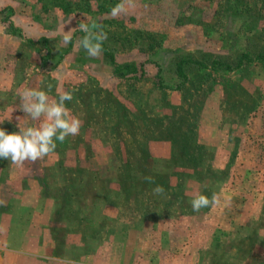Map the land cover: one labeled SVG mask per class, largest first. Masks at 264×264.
Wrapping results in <instances>:
<instances>
[{"label":"rangeland","instance_id":"374dc122","mask_svg":"<svg viewBox=\"0 0 264 264\" xmlns=\"http://www.w3.org/2000/svg\"><path fill=\"white\" fill-rule=\"evenodd\" d=\"M120 2L0 0V129L42 122L29 88L70 92L82 121L54 156L0 158V264H264V0H133L114 18ZM93 22L95 58L78 44Z\"/></svg>","mask_w":264,"mask_h":264},{"label":"clouds","instance_id":"9594fccd","mask_svg":"<svg viewBox=\"0 0 264 264\" xmlns=\"http://www.w3.org/2000/svg\"><path fill=\"white\" fill-rule=\"evenodd\" d=\"M128 6H135L133 0H121L111 9L110 15L114 18L118 17L121 13L127 12ZM78 30L84 33V36L78 40L79 46L86 51L89 57L100 56L103 51V42L108 38L101 25L96 22L91 25L79 23ZM73 31L74 29H71L63 33L62 40L65 45L72 41ZM58 96V101H50L47 92L30 88L20 93L21 109L26 117H30L33 121L41 120V118L43 120L37 127L22 128L18 125L19 131L11 134L0 129V158L9 160L10 165L18 169H23L26 162L35 163L45 157L54 156L57 141L62 144L67 137L79 134L82 121L73 116L71 110L65 106L66 101L73 99L72 94L58 90ZM0 123L3 122L0 121ZM145 179L152 181L151 177H145ZM153 194L163 195L164 188L157 185L153 189ZM3 203L0 201V204ZM219 203L220 196L215 192L210 198L197 193L191 200V207L194 212H199L202 208L214 207Z\"/></svg>","mask_w":264,"mask_h":264},{"label":"trees","instance_id":"16d2710c","mask_svg":"<svg viewBox=\"0 0 264 264\" xmlns=\"http://www.w3.org/2000/svg\"><path fill=\"white\" fill-rule=\"evenodd\" d=\"M245 62H248L249 60L246 59V57H244ZM113 62V61H112ZM241 60L238 61L237 65L240 66ZM112 66V73L118 77L121 78H125L127 76H129L130 74H133L135 72V66L134 65H130V64H117V63H110ZM186 64V63H185ZM187 64H191V63H187ZM199 65H201L200 63H198ZM181 65L182 63H179L176 68L178 73L180 74L181 71ZM237 67V66H236Z\"/></svg>","mask_w":264,"mask_h":264}]
</instances>
